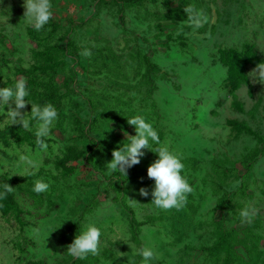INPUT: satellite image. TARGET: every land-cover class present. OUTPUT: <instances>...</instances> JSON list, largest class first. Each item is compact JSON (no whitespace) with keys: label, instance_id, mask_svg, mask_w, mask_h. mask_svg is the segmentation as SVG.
<instances>
[{"label":"rangeland","instance_id":"374dc122","mask_svg":"<svg viewBox=\"0 0 264 264\" xmlns=\"http://www.w3.org/2000/svg\"><path fill=\"white\" fill-rule=\"evenodd\" d=\"M50 2L53 15L37 31L24 0H0V86L26 80L24 119L31 103L58 113L44 151L35 121L7 125L13 101L0 114V175L18 179L20 208L0 199V264H141L142 246H154L153 264H264V83L249 77L256 66L248 64V81L233 88L221 59L224 50L252 49L264 60V0ZM188 7L208 22L191 26ZM135 115L158 132L151 147L183 156L192 191L180 208L151 203L152 150L126 170L142 181L106 167L135 134ZM37 180L49 188L33 192ZM246 205L256 210L250 224L239 215ZM90 223L101 228L98 253L73 257L68 246Z\"/></svg>","mask_w":264,"mask_h":264},{"label":"clouds","instance_id":"9594fccd","mask_svg":"<svg viewBox=\"0 0 264 264\" xmlns=\"http://www.w3.org/2000/svg\"><path fill=\"white\" fill-rule=\"evenodd\" d=\"M24 17L30 26L39 31L51 19L53 15L50 0H24ZM191 26L199 29L208 22V16L202 10L194 7L184 8ZM84 56H90L91 51L84 48ZM249 77L255 81L264 83V64H257L251 71ZM29 95L27 82L20 77L15 79L11 86H0V114L5 113V106L9 101L14 102V107L9 106L5 116L8 124L18 122L21 127L28 129L30 120L37 123L34 133L36 146L44 151L48 148L46 140L50 136L51 126L57 119V110L51 103L35 106L31 103L30 119H24L22 109ZM28 100V99H27ZM29 101V100H28ZM128 123L134 126L135 134L129 136L127 144H122L112 151V158L106 163V167L114 172L126 173V170L140 162L145 155V150L150 149L156 153V158L147 166V177L153 181L151 188V203L157 209L180 208L186 203L187 194L191 193L187 177L183 174L184 164L181 153L176 152L168 146L151 147L150 142L160 145V137L151 123L141 115L128 118ZM20 159H25L21 156ZM31 164V161H29ZM49 188V184L37 180L32 188L35 193H41ZM12 191L9 184L0 185V199ZM141 196H148L149 190L145 187L139 189ZM255 208L246 205L239 211L241 223H251L255 216ZM101 228L95 223H90L79 234L75 235L72 243L68 246L73 257L84 259L87 255H96L99 250ZM136 254L141 257V264H153L156 259L154 246H142L137 249Z\"/></svg>","mask_w":264,"mask_h":264},{"label":"trees","instance_id":"16d2710c","mask_svg":"<svg viewBox=\"0 0 264 264\" xmlns=\"http://www.w3.org/2000/svg\"><path fill=\"white\" fill-rule=\"evenodd\" d=\"M252 48V46H251ZM230 54H233L232 58H230ZM221 59L222 62H224L226 65L229 66V77H228V82L233 86V88L239 87L241 84L246 83L248 81V77L245 73V65H257V64H264V60L259 59L256 54L253 52L252 49H249L248 51H235V50H230V51H222L221 52ZM149 65L152 67H157L155 64L149 62ZM229 124L232 125V127L236 128L239 131H245L248 134L253 135L257 139H261L262 137L252 130V128L248 125L243 124L239 120H230ZM249 164H247V169H249L252 166L253 161L250 160L248 161ZM131 172V174H130ZM126 175L130 174L129 177L132 180L136 181H142L138 176L139 172L138 171H126ZM18 180L17 178H9L7 176L0 175V182L2 185L4 184H9V186L12 188V183ZM7 197L12 201L13 208L17 210V212H20V208L18 203L14 199V194H13V188L12 191L6 194ZM122 205L125 206V203ZM223 209L227 208V197L225 196L224 198V203H223ZM132 229H133V234L134 237H138L139 235V228L137 227V223L135 220H132ZM33 264H41L40 262H32Z\"/></svg>","mask_w":264,"mask_h":264}]
</instances>
